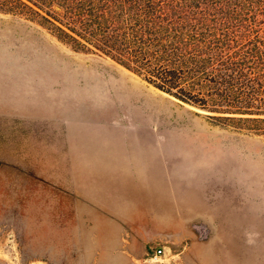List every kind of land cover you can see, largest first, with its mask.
I'll return each instance as SVG.
<instances>
[{
  "label": "rangeland",
  "instance_id": "374dc122",
  "mask_svg": "<svg viewBox=\"0 0 264 264\" xmlns=\"http://www.w3.org/2000/svg\"><path fill=\"white\" fill-rule=\"evenodd\" d=\"M208 115L0 13V264H143L157 245L169 264H264V124ZM95 142L107 176L146 187L145 222H103L79 189L67 207L43 156Z\"/></svg>",
  "mask_w": 264,
  "mask_h": 264
},
{
  "label": "trees",
  "instance_id": "16d2710c",
  "mask_svg": "<svg viewBox=\"0 0 264 264\" xmlns=\"http://www.w3.org/2000/svg\"><path fill=\"white\" fill-rule=\"evenodd\" d=\"M0 13L37 19L211 118L264 124V0H0Z\"/></svg>",
  "mask_w": 264,
  "mask_h": 264
},
{
  "label": "crops",
  "instance_id": "0c3cea01",
  "mask_svg": "<svg viewBox=\"0 0 264 264\" xmlns=\"http://www.w3.org/2000/svg\"><path fill=\"white\" fill-rule=\"evenodd\" d=\"M97 143L90 144V150L69 151L63 153V156L57 154L53 159L43 156V162L46 167L47 164L51 165L52 181L59 188V192L65 193L61 194L62 199H67V207L70 206L71 204L68 202L70 192H78L77 189H79L82 193L81 195L84 194L83 197L87 200L89 207L103 208L100 211L104 215L103 222L115 221V219H108V215H119L127 222L134 221L133 217L135 216L139 219V223L145 222L146 217L142 219L141 213L145 216L142 211L144 210V205L148 206L149 204L146 187L141 188L138 186V188L133 190L130 180H127L125 182L126 186H123V181L120 184L117 178L107 176L108 174H117L118 168L113 167L114 163L109 161L111 157ZM36 162L38 166L39 162ZM83 175L87 177L84 178ZM82 177L84 179L83 182L85 181L88 184L83 189L79 187ZM65 203L64 201L62 202L63 207ZM79 203L81 204V202ZM125 248L127 252L133 249L131 245Z\"/></svg>",
  "mask_w": 264,
  "mask_h": 264
},
{
  "label": "built area",
  "instance_id": "2783aa9c",
  "mask_svg": "<svg viewBox=\"0 0 264 264\" xmlns=\"http://www.w3.org/2000/svg\"><path fill=\"white\" fill-rule=\"evenodd\" d=\"M143 264H169L168 252L165 250V246L157 245L151 247L145 254Z\"/></svg>",
  "mask_w": 264,
  "mask_h": 264
}]
</instances>
